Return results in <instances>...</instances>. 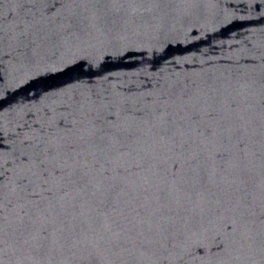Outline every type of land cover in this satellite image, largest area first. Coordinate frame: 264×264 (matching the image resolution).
I'll return each mask as SVG.
<instances>
[{"label":"water","instance_id":"water-1","mask_svg":"<svg viewBox=\"0 0 264 264\" xmlns=\"http://www.w3.org/2000/svg\"><path fill=\"white\" fill-rule=\"evenodd\" d=\"M0 264H264V0H0Z\"/></svg>","mask_w":264,"mask_h":264}]
</instances>
